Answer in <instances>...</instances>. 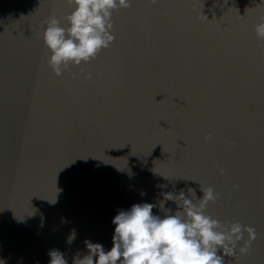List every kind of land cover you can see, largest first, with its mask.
Returning a JSON list of instances; mask_svg holds the SVG:
<instances>
[{
    "label": "water",
    "instance_id": "1",
    "mask_svg": "<svg viewBox=\"0 0 264 264\" xmlns=\"http://www.w3.org/2000/svg\"><path fill=\"white\" fill-rule=\"evenodd\" d=\"M70 11L0 0V264H49L53 249L73 264L85 240L108 251L118 210L152 203L163 217L180 209H161L162 191L210 185L208 213L258 233L225 264H264V0H132L82 65L88 81L46 63L41 24L67 27Z\"/></svg>",
    "mask_w": 264,
    "mask_h": 264
},
{
    "label": "clouds",
    "instance_id": "2",
    "mask_svg": "<svg viewBox=\"0 0 264 264\" xmlns=\"http://www.w3.org/2000/svg\"><path fill=\"white\" fill-rule=\"evenodd\" d=\"M65 3L71 9L62 18L67 27L61 26V19L54 15L41 24L48 52L46 63L58 78L77 68L79 71L71 73L72 78L80 76L88 81L93 74L82 65L91 63L114 43L113 13L131 8L132 0H65ZM149 3L155 5L158 0ZM254 32L259 46L264 47V15L258 17ZM210 139L211 134L204 137L205 141ZM218 171L220 175L227 173L224 168ZM238 188L239 185H233L234 190ZM200 191L201 198H197L192 188L187 195L183 190L178 195L162 191L159 207L163 209L166 201H173L180 209L174 214L166 212L163 217L153 214L157 204L152 203L118 210L112 221L111 249L105 251L103 245L85 240L87 254L81 258L77 253L73 264H225L226 257L249 255L258 238L256 228L214 218L207 209L220 200V193L211 185L201 186ZM74 239L75 230L67 242L71 244ZM65 255L55 249L49 251V264H67Z\"/></svg>",
    "mask_w": 264,
    "mask_h": 264
}]
</instances>
